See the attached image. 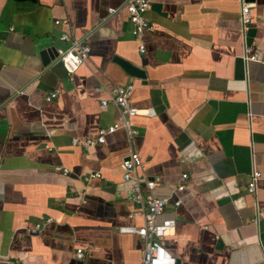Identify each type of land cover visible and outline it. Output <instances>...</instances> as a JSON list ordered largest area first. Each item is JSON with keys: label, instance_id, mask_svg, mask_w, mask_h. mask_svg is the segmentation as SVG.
<instances>
[{"label": "crops", "instance_id": "1", "mask_svg": "<svg viewBox=\"0 0 264 264\" xmlns=\"http://www.w3.org/2000/svg\"><path fill=\"white\" fill-rule=\"evenodd\" d=\"M123 1L0 0V261L139 264L142 241L119 232L143 223L119 170L134 153L135 175L167 200L159 220H175L163 244L177 264H264V0H148L142 54ZM62 34L89 47L71 80L51 52L44 64L39 55L67 47ZM244 45L258 63L243 62ZM128 84L130 105L153 113L131 118L136 136L117 130L102 145L73 146L123 120L110 91Z\"/></svg>", "mask_w": 264, "mask_h": 264}, {"label": "built area", "instance_id": "2", "mask_svg": "<svg viewBox=\"0 0 264 264\" xmlns=\"http://www.w3.org/2000/svg\"><path fill=\"white\" fill-rule=\"evenodd\" d=\"M122 9L127 15L129 32L131 36L139 42L138 52L142 54L144 52V48L140 40L143 34L150 29L145 16L149 9V2L148 0H124ZM117 10L118 9H108L107 13L108 15H113L117 12ZM251 18L252 16L249 9L245 6L242 7L238 20L243 31ZM256 19L264 20V13L256 16ZM66 23V20L54 21V25ZM59 41L67 42L68 45L62 49H55V58L60 64L67 79L71 80V77L76 70L86 62L89 47L83 41L74 40L65 34L59 36ZM258 54L257 49L252 46L244 45L242 60L244 63H258ZM56 92L57 91L50 93L44 98V100L46 102L51 101L55 98ZM131 93V84L124 87H115L110 91V102L119 109L123 117V120L120 123L99 128L94 138L86 137L83 139H72L71 144L73 146H80L82 149H87L94 145H102L105 137L117 130H123L127 139L131 141L137 134L131 123V118L135 116H150L153 114L150 109H139L131 106L129 102ZM105 104L106 103L104 101L101 102L102 106ZM136 159V155L134 153H130L126 159L121 161L119 170L121 172L122 181L129 184V188L127 190L128 201L139 208L143 223L138 229L133 227H122L119 229V232L134 234L142 241V256L139 264H176L175 259L167 252L163 244L165 237L172 233L175 227V220L171 218L159 220V217L162 215L167 204V200L158 199L152 196L151 192L154 188L153 181L142 179L135 175ZM53 170L55 172H60L63 175H66L68 172L66 169L61 167H54ZM259 177V173L256 171H253L250 174L248 182L245 186L247 194L252 195L255 192ZM94 178H99V174H90L85 177L84 181ZM185 179V174L180 176L179 183L174 189L175 192H181L184 189ZM178 205V200L173 202L174 207H177ZM256 214L259 217L264 218V212L257 211ZM39 228V224L34 225L30 230V233L36 234ZM75 258H82V252L80 250H76ZM0 264L10 263L0 261Z\"/></svg>", "mask_w": 264, "mask_h": 264}, {"label": "water", "instance_id": "3", "mask_svg": "<svg viewBox=\"0 0 264 264\" xmlns=\"http://www.w3.org/2000/svg\"><path fill=\"white\" fill-rule=\"evenodd\" d=\"M17 1H24V0H17ZM151 9H154L155 11L158 10L157 6H151ZM51 52L53 57H56V52L54 49H50V50H43L40 52V57L43 59V64L47 62V59L45 54ZM113 62L115 64H117L127 75L134 77V78H143L144 77V72L142 70H140L138 67L133 66L129 63H127L126 61H123L121 59L118 58H114ZM177 264V262H176Z\"/></svg>", "mask_w": 264, "mask_h": 264}]
</instances>
